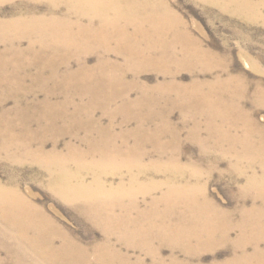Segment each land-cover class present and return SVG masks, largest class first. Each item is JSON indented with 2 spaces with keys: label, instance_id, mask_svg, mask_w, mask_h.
Returning <instances> with one entry per match:
<instances>
[{
  "label": "bare ground",
  "instance_id": "obj_1",
  "mask_svg": "<svg viewBox=\"0 0 264 264\" xmlns=\"http://www.w3.org/2000/svg\"><path fill=\"white\" fill-rule=\"evenodd\" d=\"M31 1L67 4L69 13L72 12L77 18V31L71 30L74 21L65 20L50 23L43 17L21 16L0 22V33L11 36L5 41L6 46L10 49L20 50L23 43L28 45L29 49L80 46L87 49L91 44L103 47L105 58L110 59L109 54L119 58L131 55V49L137 43V34H143L141 24L136 22L138 18H142L152 27L159 26L156 22L158 18H162L161 26H166L169 22L167 26L173 30H175V26L179 28L183 26L164 0ZM201 1L215 5L224 12L264 24V0ZM82 18H87L88 24H83ZM116 20L128 21V24L136 30L132 45L125 42L128 37L124 35L125 32L122 28L115 27V29L106 31L109 29L100 30L97 25L99 22L104 26L112 27L114 26L112 21ZM58 28H65L66 33H61ZM110 35H114V37L111 38ZM142 37L146 38L145 35ZM146 41L148 48L152 47V42L147 38ZM2 43L3 41H0V44ZM120 44H122L121 47H119ZM182 51L191 55H187L188 62L207 68V71L218 70L220 74L217 77L225 76L227 73L225 68L213 65L215 56L203 51L196 43L187 45L185 43L182 46ZM26 54L25 51L12 54L7 48L6 51L0 52L3 57L6 55L23 57ZM33 54L35 56L31 57L36 58L35 62L40 65V71L35 75L29 74L31 68L20 75L17 65L9 66L11 62L3 63L0 66V91L9 88V93L0 98V152L5 153L7 160L17 159V153L20 157L27 158L26 161L45 170L50 176L49 189L71 207H77L83 211L88 210V213H84L85 219L97 225L103 241L93 240L89 244L78 241L72 234L62 229L58 223L48 218L43 209L28 201L17 189V178L15 175H11L8 182L0 181V241L11 239L12 243L19 242L22 246L26 244L27 249L31 250V254L26 255L19 263L11 255L16 256L23 253L20 245L17 248L3 247L2 244L0 245V264L11 262L12 264H188L187 261L177 260L174 252L178 249L184 255L186 254L185 256L188 255V259L190 257L191 259L198 258L200 255H195L196 253L203 254L206 250L211 252L209 248L208 251L207 247H204L206 242H215L216 247L230 244L231 258L226 261V264H264V150L262 151L261 147L264 145L263 141L259 139L247 149V136L249 138H252L254 134L264 136V130L257 127L258 125L252 119L250 120L249 116L244 120L245 132L244 139L241 138V144L247 154H255L258 158L262 173L257 175L253 172L243 181L244 184L240 187L239 192L243 202L236 210L240 220L233 223L230 221L231 214L219 209L209 197L206 184L200 183V176L184 175L185 168L178 165L176 159L165 164H145L144 162L139 163L137 158L126 159L127 154L119 157L114 154L106 156L104 152L94 147L88 152H84L78 151L71 145L64 148L65 153L62 155L57 148V141L64 137L73 138L70 135H62L58 140L52 141V149L47 150V139H36L31 125L47 119L51 124L56 120L68 127L70 123L67 124L65 121L73 119V113H70L69 116L66 114L52 116L58 106H54L47 100L35 104L40 107V114L34 113L33 115L23 111L20 106H31L39 99L38 94L33 93L31 97L23 94L25 89L23 90L21 86H24L27 80H42L46 71L51 73L49 78L52 80L62 81L72 77L69 82H73L75 78L78 79L77 83L72 84L77 91L74 98L77 101L87 99V96L92 98L89 105L83 104L74 107L79 116H84L83 119L74 123L78 133L88 132L89 127L95 129L96 125H102L101 121L96 118V113L100 111V107L97 106L98 100L109 109L119 103L116 108L117 113L129 111L135 102L130 100L133 90L119 82L121 75L118 74L117 68L115 69L113 64L111 66L108 61L101 60L102 62H98V65L92 67L87 61L89 56L81 58L80 61L74 59L77 70L72 71L68 60L63 59L60 64H57L52 57H49L50 60L44 58L47 62L42 64V60L38 56L39 53L36 51ZM91 54L99 57L97 51H93ZM28 55L32 54L28 53ZM142 55L143 53L135 55L137 61L143 66L150 64L143 59ZM42 56L44 57V55ZM29 64L33 65L34 63L30 62ZM212 66L214 68H211ZM159 67L160 65H158ZM176 67L177 65H172L166 70V74L177 73L174 70L170 71L172 68L176 70ZM59 69L63 73H60ZM95 74L99 75L96 80L93 77ZM94 80L95 82H93ZM239 80V78L231 76H227L225 81L216 80L212 86L213 91L207 95L194 92L197 87L195 84L186 91L190 96L184 97L182 104L194 103L191 105L207 108L213 114L217 112L220 115V117L217 116V123L234 127L238 119L233 120L228 114L241 112L242 109L238 104L223 102L220 95L234 91L238 93L236 100L240 101L244 88H239L236 85ZM239 85L242 86V84ZM260 97L264 98V92ZM11 100L13 106L5 108L7 101ZM176 102L174 100L170 103L174 106ZM261 102L264 103V101ZM122 104L124 109L121 107ZM46 113L49 116H45ZM133 119V117L126 118L123 123L127 124ZM214 123V120L210 121V124ZM248 124L252 130L247 131ZM108 125L114 132L118 124L109 119ZM207 129L213 134L214 138H210L212 140L230 139L232 136L220 137V128L211 125ZM161 134L157 137L159 138ZM111 137L113 136L111 135ZM165 137L167 138V136ZM190 137L199 139L196 131L192 132ZM175 142V136L170 135V144H175ZM95 154H98L105 162V164L98 163L101 167L99 172L94 169L95 166L88 168L81 165L89 156L92 157ZM239 155L238 162L243 160L244 150ZM68 167L72 168V171ZM236 167L237 164H233L232 170ZM74 168H76L75 171ZM213 172L214 170H210V173ZM155 176H161L162 179L157 182L154 179ZM115 179L118 182H114ZM233 181L231 179V182ZM231 182L229 181L230 184ZM162 188L165 190L160 194V197H157L156 194ZM137 196L147 200L150 208L140 209L135 199ZM125 198H130V204L127 207L122 205V200ZM257 202L261 204L257 206ZM247 203H251V207L246 208ZM159 205L165 207L163 212H158ZM119 210L122 212L121 215L117 214ZM130 211H134L135 215H131ZM232 232L237 233L236 240H231ZM117 242L121 244L120 248H116ZM155 242H157L156 246ZM188 242L194 243V249ZM161 246L172 248L169 261L162 258ZM14 250L20 253H15ZM192 250L194 252L190 253L189 251ZM3 251H6L4 258L1 257ZM134 253L139 254L138 258H133ZM147 258L150 261L148 263L146 262Z\"/></svg>",
  "mask_w": 264,
  "mask_h": 264
},
{
  "label": "rangeland",
  "instance_id": "obj_2",
  "mask_svg": "<svg viewBox=\"0 0 264 264\" xmlns=\"http://www.w3.org/2000/svg\"><path fill=\"white\" fill-rule=\"evenodd\" d=\"M164 1L176 14L177 20L183 26L180 28L175 26V30H173L170 26H167L169 22L166 26H161L162 18H158L156 22L159 26L154 25L152 27L142 18H138L136 22L141 24L143 34H137V43L135 47H132L131 55L117 58L109 54L110 59H107L103 56V47L91 44H89V48L86 47L87 49L81 46L29 49L27 48L28 45L23 43L20 50L10 49L6 46L5 41L10 39L11 36L0 33V41H3L0 44V52L6 51L7 48L12 54L22 51L27 53L25 55L27 57L13 55L3 57V55H0V66L3 63L11 62L9 66L17 65L20 75L27 72L28 68H31L29 74L35 75L40 71L39 63L35 62L36 58L31 57L35 56L33 53H36V51L39 53L38 56L41 58L42 64L47 62L44 58L49 61V57H52L57 64H60L61 60L64 59L68 60L72 71L77 70L74 59L80 61L81 58L86 56H89L87 61L92 67L98 65V62H102L101 60L110 62L111 66L113 64L119 72L117 73L121 75L119 82L127 85L128 89L133 90L130 100L134 101L135 104L129 111L125 110L121 111L122 113H117L116 108L119 103L109 109L98 100L97 106L100 107V111L96 113V118L101 121L102 125H96L95 129L89 127L88 132L84 133H78L74 126L76 121L84 117L83 115L79 116L74 107L83 104L89 105L92 98L87 96V99L81 101L74 98L77 91L72 84L77 83L78 79L75 78L73 82H69L72 77L62 81L52 80L49 78L51 73L46 71L42 80H27L24 86H21L23 90L25 89L23 94L30 97L33 93L38 94L39 99L33 102L31 106H20L23 111L33 115L34 113L40 114V107L35 104L47 100L54 106H58L52 116L60 114L69 116L70 113H73V119L65 121L67 124L70 123L68 127L56 120L53 124L49 123L47 119L38 122V124L33 123L31 130L34 137L38 140L47 139V150H51V142L58 140L62 135H70L75 138L64 137L57 141V148L62 155L65 153L64 148L71 145L78 151L82 150L84 152H88L94 147L104 152L106 156L114 154L119 157L127 154L126 159L137 158L139 163L144 162L145 164H165L176 159L177 164L185 168L184 175L200 176V183L206 184L209 197L219 209L229 212L231 214L230 221L235 223L240 220L236 210L243 202L239 194L240 187L244 184L243 181L253 172L257 175L262 173L258 158L255 154H247L246 149L241 144V138L244 139V120L247 116L258 125L257 127L264 130V103L261 102L264 101V98L260 97L264 92V24L247 20L240 15L224 12L217 6L201 0ZM69 12L68 5L61 2L53 4L48 1L0 0V22H6L21 16L43 17L50 23L69 20L74 21L71 30L77 31V18L74 16L75 14ZM82 19L84 20L83 24H88L87 18ZM112 22L114 24L112 27L104 26L99 22H97V25L100 30L109 29L106 31L115 29V27L122 28L125 32L124 35L128 37L125 42L132 45L136 33L133 26L129 25L128 21L123 20ZM58 29L61 33H66L65 28ZM142 35H145L152 42V47L148 48L146 38L144 39ZM110 37L113 38L114 35H110ZM185 43L186 45L196 43L203 51L214 55L216 58L213 59V65H217L218 68L219 66L225 68L227 71L225 76L217 77L220 74L218 70L207 71V68L188 62L186 59L191 55L182 51V46ZM121 46L122 44L119 45V47ZM93 51H97L99 57L93 54L90 55ZM28 53L32 55H28ZM137 53H143V59L150 62V64L143 66L142 63L137 61L135 57ZM30 62L34 64H29ZM158 65H160L159 68ZM172 65H177V67L176 70L172 68L170 71L174 70L177 73L166 74V70ZM59 72L63 73L60 69ZM134 73H137V75H134ZM98 76L93 75L95 80ZM227 76L239 78L240 80L236 85L239 88H244L243 97L240 101L236 100L238 93L234 91H228L220 95L223 102L238 104L241 107V112H230L228 114L233 120L238 119L236 126L230 127L217 123V116L220 117L217 112L213 114L207 108L191 105L194 103L182 104L183 98L190 96L186 91L190 90L193 85H197L194 92L207 95L213 91L212 86H214L216 80L225 81ZM239 84H242V86ZM8 90L9 88L1 90L0 98L8 94ZM174 100L177 102L173 106L170 102ZM12 106V100L7 101L5 104V108ZM122 109L124 108L122 107ZM44 115L49 116L47 113ZM130 117L134 119L124 124L123 121ZM109 119L118 124L114 132L109 128ZM211 120H214L215 123L210 124ZM210 125L220 128V137L232 135L231 138L210 139L214 138L212 132L207 129ZM120 126L124 128L122 129ZM248 126L250 125L248 124ZM248 126L247 131L252 130L251 126ZM194 131L198 134L199 139L190 137V134ZM160 133L162 134L158 138L157 136ZM170 135L175 136V144H170ZM259 139L264 144V136L258 134H254L252 138L247 136V149ZM261 147L263 151L264 145H261ZM258 149L259 147L256 150L258 151ZM242 150H244L245 155L243 160L238 162L237 157H240L239 154ZM13 152L16 153V151ZM16 155L17 159L7 160L5 153L0 152V181L2 183L8 182L9 177L15 175L18 181L17 189L20 193L36 207L43 209L46 216L58 223L62 229L72 234L83 244H89L93 240L103 241L97 225L85 219L84 213H88V210L83 211L77 207H71L56 196L48 187L50 178L48 173L34 163L26 161L27 158H22L17 153ZM98 163L105 164L102 158L95 154L92 157L89 156L85 163L81 165L88 168L95 166L94 169L99 172L101 167ZM233 164H237L234 170H232ZM69 170L72 171V168H69ZM210 170H214V172L210 173ZM240 173L242 174L240 175ZM154 179L158 182L162 178L161 176H155ZM231 179L234 181L231 182ZM114 182H118V180L115 179ZM164 190L165 188H162L156 196L160 197ZM135 199L140 209L150 208L147 200L139 196ZM122 201L123 204H121L126 207L130 204V198H125ZM260 204V202L256 203L257 206ZM245 207H251V203H247ZM158 209V212H163L165 207L159 205ZM129 213L135 215L134 211ZM117 214L121 215L122 212L119 210ZM236 239L237 233L232 232L231 240ZM2 244L3 247L17 248L20 245L23 253L16 256L11 255L19 263L26 255L31 254V250L27 249L26 244L22 246L19 242L12 243L11 239L0 241V245ZM188 244L194 249V243L188 242ZM154 245L156 246L157 242ZM120 247L121 244L117 242L116 248ZM204 247L209 248L211 252L206 250L203 254L196 253L195 255H200L198 258L191 259L190 257L188 259V255L185 256L186 254L184 255L178 249L174 254L177 256V260L187 261L190 264H226V261L231 258L230 244L216 247L215 242H206ZM161 249L162 258L169 261L172 248L161 246ZM14 252L19 251L14 250ZM189 252H194V250ZM4 253L6 251H3L2 258L5 257ZM7 255L9 254L7 253ZM137 256L139 254L134 253L133 258H138ZM146 262H150L148 258ZM9 264H12V262Z\"/></svg>",
  "mask_w": 264,
  "mask_h": 264
}]
</instances>
